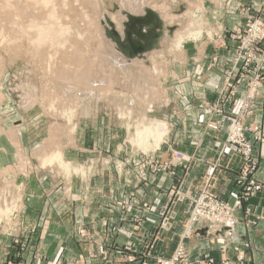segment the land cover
I'll use <instances>...</instances> for the list:
<instances>
[{"label": "rangeland", "instance_id": "rangeland-1", "mask_svg": "<svg viewBox=\"0 0 264 264\" xmlns=\"http://www.w3.org/2000/svg\"><path fill=\"white\" fill-rule=\"evenodd\" d=\"M142 7L166 20L156 13L134 54L114 32L122 39V11L141 18ZM262 20L264 0H0V264H15L12 251L28 242L23 178L35 170L88 178L105 166L144 196L149 182L141 183L140 168L147 180L158 174L151 158L171 132L160 110L180 103L184 76L195 81L193 60ZM197 30L176 45L177 34ZM147 127L164 132L157 146L151 137L134 142ZM75 142L81 164L64 160L60 149Z\"/></svg>", "mask_w": 264, "mask_h": 264}, {"label": "crops", "instance_id": "crops-1", "mask_svg": "<svg viewBox=\"0 0 264 264\" xmlns=\"http://www.w3.org/2000/svg\"><path fill=\"white\" fill-rule=\"evenodd\" d=\"M225 42L222 49L208 48V53L193 60L195 81L184 76L177 87L180 103L160 110L171 132L153 158L163 163L171 150L185 156L186 170L174 178L178 180L177 192L167 195L172 179L166 172L148 174L149 184L143 196L137 191L131 194L134 190L125 184L126 179H117L105 166L100 171L95 169L88 178L62 177L55 169L35 170L23 178L25 202L20 222L28 242L17 252L12 251L17 257L15 264H159L171 258L180 244L194 199L208 192L223 202H235L241 157L224 149V143L240 104L220 114H213L206 106L221 91L232 69L233 42L229 38ZM235 82L236 97H244L245 81ZM255 96L249 103L245 124L264 131V80ZM77 144L60 148L64 160L81 164L76 157L80 151ZM91 145L92 142L87 152L94 150ZM254 151L259 158L255 177L264 186V144H256ZM133 176L131 171V183L135 181ZM246 209L250 210L251 222L244 215ZM236 217L234 237L236 242L249 246L246 261L264 264V189L236 211ZM81 230L86 235L84 239L79 237ZM227 239L215 227L197 226L183 242L188 260L220 261L234 256L233 249L225 246Z\"/></svg>", "mask_w": 264, "mask_h": 264}, {"label": "built area", "instance_id": "built-area-1", "mask_svg": "<svg viewBox=\"0 0 264 264\" xmlns=\"http://www.w3.org/2000/svg\"><path fill=\"white\" fill-rule=\"evenodd\" d=\"M229 37L233 43L235 42L232 69L226 75L221 91L206 106L213 114H220L223 109L240 104L239 113L234 117L224 143V149L231 150L241 157V168L236 179L239 193L232 204L223 202L208 192H203L194 199V209L182 233L180 244L176 247L171 258L161 261L159 264H249L245 259L249 246L243 242H236L233 231L238 224L236 211L264 189V186L255 177L259 158L254 151L256 144L260 146L264 144V131L259 126L245 124L249 116V103L256 97L255 95L264 80V23H249L242 33L238 31L234 36ZM236 79L245 81L244 97H236L238 91ZM170 159L171 161L163 162L158 166L151 158V168L153 174L163 172L169 174L172 179L169 189L172 192H177L178 180L174 181V178L179 171L186 170L185 156L172 150ZM143 170V167L140 168L138 175L141 183L146 187L148 180ZM250 214L249 209L244 211L247 222H251L248 217ZM138 223L139 221H137ZM197 226H212L225 233L228 237L225 246H230L233 249L234 256L226 257L220 261L203 258L190 262L183 242L192 236ZM226 250L227 247L223 249L225 252Z\"/></svg>", "mask_w": 264, "mask_h": 264}, {"label": "water", "instance_id": "water-1", "mask_svg": "<svg viewBox=\"0 0 264 264\" xmlns=\"http://www.w3.org/2000/svg\"><path fill=\"white\" fill-rule=\"evenodd\" d=\"M145 16L143 18L134 17L131 15H126V22L122 23L123 25V35L124 37L120 39V36L117 32H114L115 37L119 40L122 47L129 46L132 49L134 54L140 53L143 51L138 40L141 39L143 35V30L147 29L148 23H153V20L158 22L159 18L149 9H146Z\"/></svg>", "mask_w": 264, "mask_h": 264}, {"label": "bare ground", "instance_id": "bare-ground-1", "mask_svg": "<svg viewBox=\"0 0 264 264\" xmlns=\"http://www.w3.org/2000/svg\"><path fill=\"white\" fill-rule=\"evenodd\" d=\"M200 3V2H199ZM140 8V7H139ZM145 8H147V7H142V9H143V14L145 13V11H146V9ZM159 8V7H158ZM163 8V7H162ZM161 8V9H162ZM150 9V8H149ZM160 9V8H159ZM153 11V10H152ZM156 11V12H155ZM142 12V11H141ZM154 14L155 15H157L156 13H160L161 12V10H160V12H158V10L157 9H154ZM55 13V12H54ZM122 13H123V17H124V19H123V21L124 22H126V20H127V18H126V15L128 14L127 12H124V11H122ZM167 13V12H166ZM161 14H163L162 12H161ZM160 14V15H161ZM163 15H165V14H163ZM145 16V15H144ZM143 16V17H144ZM169 16V15H168ZM192 16V15H191ZM143 17H141V18H143ZM157 17H159L158 15H157ZM165 17V20H166V15L164 16ZM194 17V16H193ZM192 17V18H193ZM169 18H171V17H169ZM177 18V17H176ZM175 17H174V19H176ZM164 19V18H163ZM168 20V19H167ZM172 20V19H171ZM162 21V20H161ZM169 21V20H168ZM194 21V22H193ZM192 22H193V24L195 25V20H193ZM199 21V20H198ZM198 21H197V23H198ZM170 22V21H169ZM177 22H179V21H177ZM180 22H182L181 20H180ZM201 22V21H200ZM122 23V22H121ZM190 24H192L191 22H189ZM197 23H196V25H197ZM192 24V26H190V27H195L194 25ZM200 24V23H199ZM121 29H123V25L121 26ZM189 29H191V28H189ZM194 29V28H193ZM42 31V30H41ZM188 32H189V30H187ZM197 31H199V30H197ZM188 32H186L185 31V33H187V35H184L183 36V34L182 35H180V34H177V44L176 45H180V43L183 41V40H185V39H189V37L192 35V36H195V37H198L199 36V34H200V31L199 32H194V34H191V32L188 34ZM193 33V32H192ZM61 34V33H60ZM40 36H41V34H40ZM119 36H120V34H119ZM124 37V35H123V30H122V38ZM37 38V37H36ZM45 38V37H44ZM120 39H121V36H120ZM45 40V39H44ZM46 41V40H45ZM162 131H159L157 128L156 129H154V128H152V127H150V128H148L147 127V129H143L141 132H139L138 134H137V136L134 138V142L135 143H141V142H143V141H145V140H147V138H149V137H151V138H153L154 139V144H155V146H157L158 145V143L160 142V140L162 139V135H163V133L164 132H162ZM58 157H59V154L57 155ZM57 156L56 157H54V158H56L57 159V161L58 162H60V163H62L61 161H60V159L59 158H57ZM56 161V162H57ZM48 164H51V162H47ZM61 166V165H60ZM65 167H66V165H65ZM67 168V167H66ZM65 168V172L67 173L68 171H67V169Z\"/></svg>", "mask_w": 264, "mask_h": 264}]
</instances>
